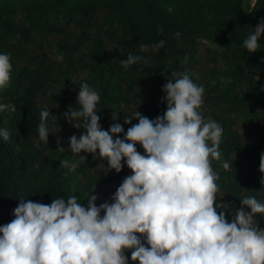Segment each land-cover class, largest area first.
Here are the masks:
<instances>
[{
	"label": "trees",
	"instance_id": "trees-1",
	"mask_svg": "<svg viewBox=\"0 0 264 264\" xmlns=\"http://www.w3.org/2000/svg\"><path fill=\"white\" fill-rule=\"evenodd\" d=\"M261 18L264 0L255 6L251 0H0V53L9 54L12 64L0 103L16 108L0 112V128L10 137L0 139V226L14 219L21 200L50 205L52 199L76 195L87 206L85 198L94 189L97 206L110 203V193L131 175L126 165L119 173H105L100 164L107 161L83 152L85 164L74 172L63 167L62 161L76 159L67 151L68 138L79 137L82 130L62 114L76 106L82 83L100 95L102 128L107 130L114 123L111 115L119 112L115 123L126 132L138 123H123L135 110L149 119L163 115L162 87L173 78L171 73L185 70L204 88L199 111L205 122L215 120L223 128L221 159L212 162L219 175L217 202L221 199L235 211L243 196L264 201L259 171L264 153V33L258 51L248 53L243 47ZM161 40L163 47L154 51L152 46ZM129 54L141 59L125 69L120 61ZM44 106L57 116L48 118L50 129L60 131L50 132L47 144L37 147ZM58 138L65 151L57 149ZM136 148L143 154L139 144ZM224 162H233V167L224 169ZM231 219L226 211V220ZM257 222L264 228L259 214ZM131 252L123 254L129 264H138L130 260Z\"/></svg>",
	"mask_w": 264,
	"mask_h": 264
},
{
	"label": "clouds",
	"instance_id": "clouds-1",
	"mask_svg": "<svg viewBox=\"0 0 264 264\" xmlns=\"http://www.w3.org/2000/svg\"><path fill=\"white\" fill-rule=\"evenodd\" d=\"M256 3L251 0L252 6ZM262 33L264 18L243 42L248 53L259 50ZM163 44L161 40L152 48ZM140 59L129 54L120 63L128 69ZM11 71L9 54L0 53V89L8 85ZM170 75L173 78L162 87L163 115L149 119L135 110L123 123H138L126 132L115 123L119 112L111 115L114 123L107 130L102 128L99 93L87 83L80 85L76 106L62 114L82 130L79 137L68 138L67 151L76 159L62 161L63 167L74 172L85 164L83 152L107 161L106 166L100 164L105 173H119L126 165L131 175L123 179L110 203L99 206L94 189L85 198L87 206L76 195L52 199L50 205L21 200L14 219L0 226V264H129L126 249L132 250L130 260L138 264H264V228L257 222V214L264 219V201L243 196L235 211L221 199L217 202L219 175L212 162L221 159L223 128L215 120L205 122L199 111L203 86L187 70ZM5 109L16 111L14 105L0 103V112ZM50 116L56 115L44 106L34 146L47 144L49 133L60 131L50 129ZM9 138L8 130L0 128V139ZM60 143L58 138L57 149L65 151ZM222 167L230 169L233 162ZM259 171L264 187V153ZM226 211L231 212V222Z\"/></svg>",
	"mask_w": 264,
	"mask_h": 264
},
{
	"label": "rangeland",
	"instance_id": "rangeland-1",
	"mask_svg": "<svg viewBox=\"0 0 264 264\" xmlns=\"http://www.w3.org/2000/svg\"><path fill=\"white\" fill-rule=\"evenodd\" d=\"M200 49H202V48H200ZM69 103H70V101H69ZM104 172V171H103ZM113 190V189H112ZM113 192H114V190H113ZM112 195H111V193H110V195H109V197H111Z\"/></svg>",
	"mask_w": 264,
	"mask_h": 264
}]
</instances>
